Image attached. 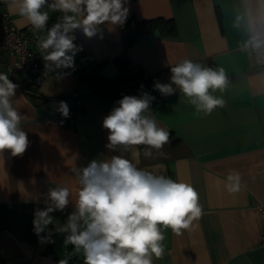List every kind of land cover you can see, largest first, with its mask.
Wrapping results in <instances>:
<instances>
[{
    "label": "crops",
    "instance_id": "1",
    "mask_svg": "<svg viewBox=\"0 0 264 264\" xmlns=\"http://www.w3.org/2000/svg\"><path fill=\"white\" fill-rule=\"evenodd\" d=\"M126 6L128 17L138 20L172 19L176 35L163 37L154 31L124 49L119 25H101L102 39L87 38L76 30L74 43L82 50L75 55L74 68L47 69L34 95L22 91V78L9 74L12 57L0 51V73L18 85L12 99L27 117L21 127L29 140L22 155L12 156L6 150L0 157V256L6 264H56L66 257V234L54 229L75 211L78 184L72 169L122 154V149L106 147L109 133L102 126L118 100L92 94L80 83L77 69L118 77L125 70L116 66L114 58L125 50L129 68L140 67L151 76L153 91L144 93L154 95L150 110L171 135L163 155L154 150L153 158H145L143 146L139 155L135 151L123 155L140 168L153 173L166 170L174 180L192 184L203 205V215L181 235L165 230V255L154 259V264H264L260 241L264 232V66L255 52L240 51L247 36L234 27L238 14L258 10V0H128ZM3 10L9 13L5 0H0ZM10 16L16 26L24 27L19 16ZM36 32L41 39L46 37L45 29ZM35 52L41 62L38 45ZM183 59L225 69L229 87L223 94L214 93L223 95V108L209 116L196 115L179 91L163 96L154 89L156 82L170 83L171 65ZM72 95L79 97L83 113L71 125L61 126L52 121L53 111L58 98ZM233 170L240 173L242 187L230 193L225 184ZM55 186L69 188L70 202L63 211L50 213L54 223L48 229L53 230L54 243H41L33 230L34 212L44 209L42 194Z\"/></svg>",
    "mask_w": 264,
    "mask_h": 264
},
{
    "label": "clouds",
    "instance_id": "2",
    "mask_svg": "<svg viewBox=\"0 0 264 264\" xmlns=\"http://www.w3.org/2000/svg\"><path fill=\"white\" fill-rule=\"evenodd\" d=\"M9 13L19 16L34 31L45 29L49 22L47 5L62 13L61 22L47 29L39 41L45 68H74V58L82 48L75 44L74 33L80 30L87 38H103L101 25H123L129 15L128 0H5ZM254 13L238 14L234 27L247 36L241 41L240 51L255 52L264 58V0H258ZM51 62V63H49ZM170 83L154 84L163 96L177 91L193 106L196 115H211L223 108V94L229 87V78L223 67H209L191 59H183L170 67ZM173 85L175 87H173ZM18 85L6 73H0V157L6 150L12 156L22 155L28 145L27 133L21 124L27 119L14 106L13 97ZM154 96L142 93L139 97L125 95L103 119L108 130L109 150L122 149V154L108 159H93L83 168H73L78 184L75 211L64 225L56 226V233L66 234L64 245L73 251L56 264H69L73 255L82 254L83 264H154V259L165 255V230L179 236L203 215L198 191L190 183L174 180L166 174L140 168L123 152L140 154L151 159L170 143V130L161 127L150 106ZM59 111L69 115V107L61 101ZM164 165H160L164 169ZM227 191L242 187L241 176L235 170L226 178ZM45 207L34 212L33 230L41 243H54V223L50 213L63 211L69 205L70 190L55 186L42 194ZM41 233H46L41 236Z\"/></svg>",
    "mask_w": 264,
    "mask_h": 264
},
{
    "label": "trees",
    "instance_id": "3",
    "mask_svg": "<svg viewBox=\"0 0 264 264\" xmlns=\"http://www.w3.org/2000/svg\"><path fill=\"white\" fill-rule=\"evenodd\" d=\"M51 4L52 1L48 0ZM43 10L49 12V22L45 30L52 26L55 22H61L62 13L53 11L46 5ZM121 40L124 49L129 46L136 38L152 33L158 32L163 37H174L176 35V26L172 19L163 17H155L149 19L138 20L134 16L127 17L123 25H119ZM116 66L125 70L118 77L108 78L95 74L93 70L77 69V75L80 83L87 85L92 94L101 95L107 98L120 100L125 95H141L146 91H153V82L151 76L148 75L142 68H129V60L125 54V50L114 58ZM51 63V62H49ZM41 64L45 66V61L42 59ZM55 66L52 65V71H56ZM30 238L35 239V236L28 231ZM73 251V246L69 245L67 248V255ZM0 264H6L5 260L0 256ZM69 264H83V256L73 255L69 259Z\"/></svg>",
    "mask_w": 264,
    "mask_h": 264
},
{
    "label": "built area",
    "instance_id": "4",
    "mask_svg": "<svg viewBox=\"0 0 264 264\" xmlns=\"http://www.w3.org/2000/svg\"><path fill=\"white\" fill-rule=\"evenodd\" d=\"M40 40L39 34L30 25L18 27L12 22L7 11L0 12V51L7 52L12 57L8 68L9 74L19 75L22 78V91L27 95L36 94L48 72L35 52V47ZM259 64L264 66V58H261ZM61 101L66 102L69 107L67 117H64L59 111ZM82 113L83 110L77 95L61 97L58 98V105L54 109L51 119L61 126H69ZM260 241L264 244V232L261 234Z\"/></svg>",
    "mask_w": 264,
    "mask_h": 264
}]
</instances>
